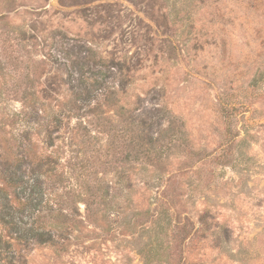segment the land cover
<instances>
[{
	"label": "rangeland",
	"instance_id": "obj_1",
	"mask_svg": "<svg viewBox=\"0 0 264 264\" xmlns=\"http://www.w3.org/2000/svg\"><path fill=\"white\" fill-rule=\"evenodd\" d=\"M2 190L0 264H264V0H0Z\"/></svg>",
	"mask_w": 264,
	"mask_h": 264
},
{
	"label": "trees",
	"instance_id": "obj_2",
	"mask_svg": "<svg viewBox=\"0 0 264 264\" xmlns=\"http://www.w3.org/2000/svg\"><path fill=\"white\" fill-rule=\"evenodd\" d=\"M84 64V63H83ZM106 66H107V70H109V73L113 74L112 72H116L117 70L120 71V69H116L115 66H112L111 64H109V62H106ZM95 76V74H94ZM95 85L94 88L98 90H100L102 92V85L100 84V81L95 80ZM91 97V91L88 92L87 94V100L90 99ZM45 143L47 144V146L49 147H53L54 146V139H53V134L52 133H48V136L45 139ZM41 161H46V160H41ZM40 161V162H41ZM49 163L56 165V161H48ZM5 169H4V181L7 184L8 187H11L12 189H15L14 191V197H11L10 194H7L5 192V190H2V194L0 195V199H1V203L4 205V207L6 208H10L11 207V201L14 200L17 201L18 203H22L21 199L19 198V195L17 194L18 192V184L20 182V179L17 177V171L11 172L10 168L8 167V164L4 165ZM22 192V191H21ZM33 194V193H32ZM32 194H30L29 196H31ZM22 195V193L20 194ZM20 200V202L18 201ZM49 202V199L47 200L46 203ZM44 204L43 200L39 201L36 198H27L25 203H24V207H30V208H34L35 210H38V207H41ZM50 234V233H49ZM36 240L38 244H49L52 242V238L49 237L48 239H45V235L42 233L37 232L36 233Z\"/></svg>",
	"mask_w": 264,
	"mask_h": 264
}]
</instances>
